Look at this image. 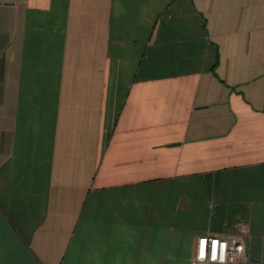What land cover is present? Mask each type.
Segmentation results:
<instances>
[{
	"label": "crops",
	"instance_id": "crops-1",
	"mask_svg": "<svg viewBox=\"0 0 264 264\" xmlns=\"http://www.w3.org/2000/svg\"><path fill=\"white\" fill-rule=\"evenodd\" d=\"M264 264V0H0V264Z\"/></svg>",
	"mask_w": 264,
	"mask_h": 264
},
{
	"label": "built area",
	"instance_id": "built-area-1",
	"mask_svg": "<svg viewBox=\"0 0 264 264\" xmlns=\"http://www.w3.org/2000/svg\"><path fill=\"white\" fill-rule=\"evenodd\" d=\"M190 264H255L247 259L246 247L238 235L199 236Z\"/></svg>",
	"mask_w": 264,
	"mask_h": 264
}]
</instances>
